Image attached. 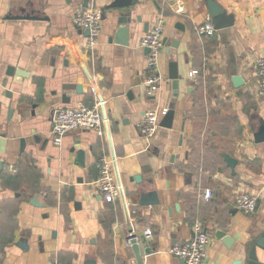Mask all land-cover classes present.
Returning <instances> with one entry per match:
<instances>
[{"label": "crops", "instance_id": "crops-1", "mask_svg": "<svg viewBox=\"0 0 264 264\" xmlns=\"http://www.w3.org/2000/svg\"><path fill=\"white\" fill-rule=\"evenodd\" d=\"M120 1L127 5L111 8ZM210 2L235 23L200 36V27L213 25ZM90 8L102 15L93 49L88 30L74 23ZM158 18L162 84L150 97L141 40ZM120 27L130 28L129 45L112 40ZM262 56L264 0H0V264H139L127 244L132 228L124 204L106 203L95 185L104 154L117 158L136 211L143 264H182L170 250L193 238L196 223L211 235L206 264H247L244 247L264 233V142L254 139L264 121L256 67ZM10 67L25 76H9ZM101 98L110 136L78 129L56 146V112ZM163 108L174 113L172 126L160 125L147 140L139 124ZM224 153L237 160L234 170ZM151 192L159 204L141 206V193ZM242 194L258 197L254 213L238 209ZM220 231L234 240L232 249L217 238ZM257 255L264 264V250Z\"/></svg>", "mask_w": 264, "mask_h": 264}, {"label": "built area", "instance_id": "built-area-1", "mask_svg": "<svg viewBox=\"0 0 264 264\" xmlns=\"http://www.w3.org/2000/svg\"><path fill=\"white\" fill-rule=\"evenodd\" d=\"M74 23L89 31L87 38L88 47L93 49L101 36L102 15L96 8H90L75 14ZM213 25L208 24L198 29V34L213 35L215 33ZM164 21L158 18L152 29L141 40V47L148 50L146 57V80L145 90L148 96L152 97L161 90L162 76L160 73V57L163 52ZM259 91L264 95V56L256 61ZM198 72L193 71V77ZM105 101L95 100L92 107L80 106L77 108H60L55 115V122L52 130L53 142L56 146H61L65 135L73 130L92 129L99 137L108 138L110 136V122L105 113ZM169 113L168 108L148 111L142 118L139 129L147 140L153 138L160 128L162 117ZM118 161L115 155L104 154L97 161L96 166L100 176L95 185L100 196L106 203H114L121 200L124 204L128 222L131 225L130 235L127 244L132 246V242L137 239L141 242L140 236L133 231L132 218L136 211L132 210L126 201L125 192L121 180L118 176ZM206 199H210L211 192L205 193ZM238 209L246 213H254L257 209L258 197L249 194H242L237 197ZM146 238L152 236L150 229L144 233ZM211 244V235L201 223L193 226V238L183 244L177 245L170 250L171 254L178 258L182 264H206L208 249ZM49 264H61L54 259Z\"/></svg>", "mask_w": 264, "mask_h": 264}, {"label": "water", "instance_id": "water-1", "mask_svg": "<svg viewBox=\"0 0 264 264\" xmlns=\"http://www.w3.org/2000/svg\"><path fill=\"white\" fill-rule=\"evenodd\" d=\"M86 2H87V0H86ZM128 4H130V1H128ZM125 5H127V1H125V2L120 1L118 3H113L111 8L123 7ZM209 11H210V18H211V21L213 23L215 30L230 28L234 25V23H235L234 17L231 15H228L226 13V11L223 10L216 3H214V2L209 3ZM21 18L22 17H8L7 19L12 20V19H21ZM26 18L27 19H36L35 17H26ZM127 23H128L127 19H122V20L120 19V21H119V24H127ZM129 33H130V28L120 27L119 29H117V31L115 33V37L112 40H115V42L121 43L122 45H129V37L127 36V35H129ZM87 35L89 36V31H87ZM146 51L148 52V50H146ZM7 74L9 76H13L14 74H16L19 77H20V75H22V77L25 76L23 73H19L18 71H16L13 67H10L8 69ZM180 76L181 75L179 74V69L177 68V64L172 63L171 64L170 78L175 81V85L179 84ZM233 81L235 82L236 85H239L242 83V79L240 77H235ZM11 114H12V111H10L9 117L11 116ZM173 119H174V113L169 112L162 119L161 127L171 128L172 123H173ZM254 139H255L256 143L264 142V121L260 122V127H259L258 131L255 133ZM24 146H25V140H22V148ZM223 157L225 158L226 162L231 167V169L234 170L236 165H237V160L233 159L232 157H230L226 153L223 154ZM79 162L82 165H85L84 156H83L82 152L79 153ZM135 180L137 181V183H139L140 177H136ZM156 197H157V195L155 192L141 193V195H140L141 206L154 205L155 203L159 204L160 201ZM35 200L36 201H33V204L38 205L37 199H35ZM38 206H42V205H38ZM217 238L220 240H223V242L225 243V245L229 249L233 248L234 240L231 237H228L225 232H222V231L218 232ZM132 249L134 250V253L136 254L138 263L143 264V259H142L141 251H140L141 250L140 249V242H138L137 239H135L132 242ZM258 249L264 250V233L257 236L253 241H251L247 246L244 247L245 258H246L247 264H263L259 261V258L257 255ZM242 251H243V249H242ZM144 253L151 254L152 253L151 248L146 247Z\"/></svg>", "mask_w": 264, "mask_h": 264}]
</instances>
